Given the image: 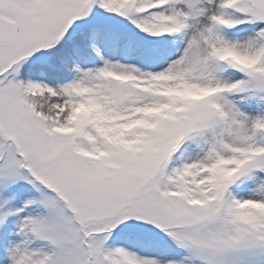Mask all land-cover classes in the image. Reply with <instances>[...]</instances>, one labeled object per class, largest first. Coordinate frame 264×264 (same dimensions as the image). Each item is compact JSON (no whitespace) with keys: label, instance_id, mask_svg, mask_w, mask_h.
Segmentation results:
<instances>
[{"label":"snow or ice","instance_id":"1","mask_svg":"<svg viewBox=\"0 0 264 264\" xmlns=\"http://www.w3.org/2000/svg\"><path fill=\"white\" fill-rule=\"evenodd\" d=\"M0 264H264V0H0Z\"/></svg>","mask_w":264,"mask_h":264}]
</instances>
